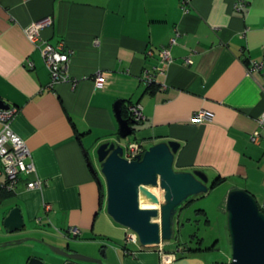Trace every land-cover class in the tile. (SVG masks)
I'll list each match as a JSON object with an SVG mask.
<instances>
[{
	"label": "crops",
	"instance_id": "1",
	"mask_svg": "<svg viewBox=\"0 0 264 264\" xmlns=\"http://www.w3.org/2000/svg\"><path fill=\"white\" fill-rule=\"evenodd\" d=\"M44 17L50 24L39 30L40 48L59 45L68 55V78L52 84L39 49L23 31ZM171 37L170 60L161 61L159 50ZM263 49L264 0H0V100L17 108L10 127L29 150L40 183L27 189L31 176L20 174L13 190L0 189V243L25 239L7 245L19 250L28 238L110 239L118 232L114 255L103 247L108 263L158 264L160 251L177 248L182 257V246L169 250L170 241L148 248L130 243L124 251L127 229L105 215L104 191L84 157L97 170L94 151L106 141L123 147L136 142L142 149L175 141L173 169L201 170L208 184L221 178L207 190L222 188L220 203L228 191L243 189L264 210V128L256 122L264 109V77L246 72L248 61L264 66ZM96 70L104 75L100 89L93 86ZM143 71L153 73L150 84L140 80ZM116 99L124 107L141 106L143 119L131 126L129 139L117 136ZM198 109L210 111L212 119L191 123ZM12 207H18L23 227L8 232L1 221ZM99 215L109 230L95 229ZM72 226L76 236L66 232ZM187 257L209 262L208 254Z\"/></svg>",
	"mask_w": 264,
	"mask_h": 264
},
{
	"label": "water",
	"instance_id": "2",
	"mask_svg": "<svg viewBox=\"0 0 264 264\" xmlns=\"http://www.w3.org/2000/svg\"><path fill=\"white\" fill-rule=\"evenodd\" d=\"M0 100V108H6ZM117 123L119 139L131 135L132 125H139L129 116H121V100L116 99L112 109ZM178 143L172 140L159 141L143 148L132 159H125L120 143L102 142L95 148L97 169L91 165L84 152L86 164L99 190L104 191V213L115 224L132 231L137 243L145 248L170 241L177 231L176 216L191 199L202 196L209 188L206 174L201 170L182 171L173 169L172 162ZM164 192V198L156 197L148 189ZM156 207H141L139 198ZM225 225L229 242L228 264H264V213L253 196L243 189L228 191L224 203ZM2 227L13 232L23 227L18 207H12L1 221ZM42 245L43 241H37ZM25 239H22L23 241ZM21 241H7V246ZM46 247L65 257L66 260L94 264L106 262L101 252L98 258L89 257L45 244ZM65 260V261H66ZM203 264L197 258L177 257L173 264ZM27 264H41L38 258L30 257ZM64 264H71L69 262Z\"/></svg>",
	"mask_w": 264,
	"mask_h": 264
},
{
	"label": "built area",
	"instance_id": "3",
	"mask_svg": "<svg viewBox=\"0 0 264 264\" xmlns=\"http://www.w3.org/2000/svg\"><path fill=\"white\" fill-rule=\"evenodd\" d=\"M240 8L241 2H238L236 5H234V9L236 11H238ZM49 24L50 19L48 17H44L39 20L29 22L23 28V31L28 41L39 49L43 63L49 73L50 84H52L57 81H65L68 78L65 75V66L68 61V55L67 53L61 52L59 45L51 46L45 44L43 48L42 46L40 48V45H43L44 41L39 37V30L40 28ZM173 43L174 38L171 37L168 39V45L166 47L160 48L159 57L161 61L170 60L168 47ZM27 65L29 68L31 67L30 62H27ZM157 71L159 73L163 72L161 68L157 69ZM246 72L248 74H251L252 72H261L264 77V66L261 62L248 61L246 65ZM153 78V73H149L147 71H143L140 75V80L145 84H150L153 81ZM70 83L73 85L74 81H71ZM104 84L105 80L103 73L96 70L93 75V86L97 89H100L104 86ZM262 87L264 89V79ZM125 108L132 120L141 121L143 119L141 106L138 103L127 104ZM16 112L17 108L13 105H7L6 108H0V174H3L4 176V181L0 182V189H6L9 191L14 189L20 174H24L28 177L31 176V178L25 182L27 189L38 188L40 186L39 181L33 177L34 166L29 150L24 144V141L17 134H15L10 127V122ZM211 119L212 113L204 109L193 111L190 116V122L197 124L209 122ZM256 122L259 128H264V109L261 111ZM256 136L257 131L252 133L249 139L254 141ZM141 151V145L139 143L132 142L124 147L122 156L125 159L130 160ZM66 232L69 235L71 234V236H76L79 231L77 227L72 226L69 227ZM130 243L137 244V237L132 231L126 230L122 239V247L124 251H127V246ZM178 252V248L174 252L170 253L160 251L158 264H173L174 260L177 258L176 253ZM227 261L229 263V258Z\"/></svg>",
	"mask_w": 264,
	"mask_h": 264
},
{
	"label": "rangeland",
	"instance_id": "4",
	"mask_svg": "<svg viewBox=\"0 0 264 264\" xmlns=\"http://www.w3.org/2000/svg\"><path fill=\"white\" fill-rule=\"evenodd\" d=\"M130 137H132V135L127 136L126 139H129ZM148 190L157 197L164 198L165 196L164 192H159L157 189L155 190L152 188ZM222 196L223 189L219 187L209 190L202 197L199 196L198 198H194L193 200L187 202V204L176 216L175 220L177 222V231H175L174 238L170 240L168 245H166L169 250H174L175 244H177L190 249L191 254H196L198 256H202L203 258L205 255L207 257L208 254L209 257L207 258L209 262L207 261V264H228V261L225 260V257H227L225 256V253L230 255V250L225 225V201L224 203H220L222 202ZM140 205L142 207L156 206L147 203V201L141 197ZM199 208H203L205 210V215L198 214L197 210ZM99 219L100 223L99 221L96 222L95 229L98 230V227H100L101 229L109 230L100 215ZM205 219L207 220V223L205 222ZM110 223L114 222L111 221ZM113 225L117 226L115 223ZM117 233L118 232H114L113 235L111 234V237L113 238L110 239L99 234H90L91 236L89 235V237L94 239H72L63 237L58 240L50 239L51 242L45 240H43V242L57 247H65V244H67L70 251L98 258L101 256V252H103V247H106L108 253L114 255L113 248L121 243L120 235ZM34 239L37 241L39 240L37 238ZM198 239H201L200 244L199 242H196ZM214 241L216 242V245L213 250L196 251L197 248L204 249L210 247ZM26 243L29 245H23L19 250H12L15 249L14 247L16 246H0V264H26L28 258L30 257L38 258L41 263L43 261V264L65 263V257L50 251L45 244L41 245L35 240H27ZM100 247H102V249ZM72 262L75 264H94L74 260Z\"/></svg>",
	"mask_w": 264,
	"mask_h": 264
},
{
	"label": "trees",
	"instance_id": "5",
	"mask_svg": "<svg viewBox=\"0 0 264 264\" xmlns=\"http://www.w3.org/2000/svg\"><path fill=\"white\" fill-rule=\"evenodd\" d=\"M127 115H128V113L126 112V110H125V107L122 105L121 106V116L122 117H127ZM220 180H221V178H219V177H217V178H215L212 182H211V184H210V186H209V188H212L213 186H215L216 184H218L219 182H220ZM102 197V193L101 192H99V199ZM187 204V203H186ZM185 204V205H186ZM184 205V206H185ZM183 206V207H184ZM182 207V208H183ZM260 209V208H259ZM260 211L262 212V213H264V210H262V209H260ZM197 212H201L200 210H197ZM206 221V220H205ZM196 242L198 243L199 242V244L201 243V239L199 240H196ZM211 248V246L210 247H207V248H204V249H201V248H197L196 249V251H200V250H208V249H210ZM179 252H180V249H179ZM178 252V253H179ZM181 252H184L183 253V256H187V254H191L190 252H191V250L190 249H188L187 247H185V246H182V248H181Z\"/></svg>",
	"mask_w": 264,
	"mask_h": 264
},
{
	"label": "flooded vegetation",
	"instance_id": "6",
	"mask_svg": "<svg viewBox=\"0 0 264 264\" xmlns=\"http://www.w3.org/2000/svg\"><path fill=\"white\" fill-rule=\"evenodd\" d=\"M66 249L69 250L68 247H66ZM67 262H69V263H71V264H75V263H73L71 260H66L65 263H67Z\"/></svg>",
	"mask_w": 264,
	"mask_h": 264
},
{
	"label": "bare ground",
	"instance_id": "7",
	"mask_svg": "<svg viewBox=\"0 0 264 264\" xmlns=\"http://www.w3.org/2000/svg\"><path fill=\"white\" fill-rule=\"evenodd\" d=\"M139 205H140V198H139ZM141 206V205H140ZM142 207V206H141ZM152 207H156V206H152ZM138 244V243H137Z\"/></svg>",
	"mask_w": 264,
	"mask_h": 264
}]
</instances>
